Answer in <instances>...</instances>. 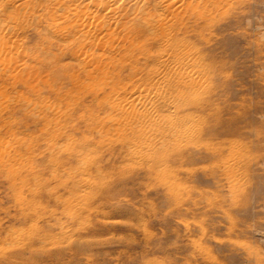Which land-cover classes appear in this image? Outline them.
Segmentation results:
<instances>
[{"label": "rangeland", "instance_id": "1", "mask_svg": "<svg viewBox=\"0 0 264 264\" xmlns=\"http://www.w3.org/2000/svg\"><path fill=\"white\" fill-rule=\"evenodd\" d=\"M65 1L17 0L30 12L0 58V264H264V0L173 23L164 123L129 98L160 44L119 27L83 44L66 11L84 0Z\"/></svg>", "mask_w": 264, "mask_h": 264}, {"label": "bare ground", "instance_id": "2", "mask_svg": "<svg viewBox=\"0 0 264 264\" xmlns=\"http://www.w3.org/2000/svg\"><path fill=\"white\" fill-rule=\"evenodd\" d=\"M26 1H28V0H26ZM52 1L54 2L53 5H55V7H56L55 9H57L59 11L63 10L62 2L65 0H52ZM213 1L214 0H205L204 3L205 2H211L212 3ZM16 2H17V0H0V58H3L2 56H5L6 59L8 58V60H9L10 52L13 51L14 48L16 47V44H15L16 41L12 39L15 36L14 32L16 30H18L19 27L17 28V26L20 25L22 22H24L23 21L24 14L26 15L27 13L30 12V10L28 12L27 6L21 7ZM123 2H125L127 4L134 5L132 7L133 13L130 14L129 17H127L124 21H122L123 15L121 14V11H123L121 4ZM201 3H202L201 0H154V2H153L154 8H152V11H147V10H144V7L147 5V0H84V3L82 4L83 7H81V10L83 8L82 11L80 10V8H79V10L78 9L76 10V7H74L72 5H70V6H72L71 9H68V11H66V10L65 11L68 12L67 14H71V16H72L71 25L73 24V26H75L74 28H78L77 29L78 34L74 38H77V39L81 38V39H83V42L84 41L88 42V44H89V42H91V44H92L93 39L90 41V38H92V37L95 38V36L96 37L99 36L98 41H100L101 37H104L107 35V33H106L107 29H111V28L114 29L116 27H119L120 30L124 34H130L131 38H134L138 33L144 32L145 35L147 34V35L151 36L154 40H156V42H158L160 44L159 50L162 54L156 60V63L152 64V65H154L153 67H154L155 71H157V73L160 75L158 77H155V76H152L150 73L149 76L147 77V81H146L147 87L146 88L143 87L144 90H141V91L140 90L131 91L129 93V98H130V100L131 99L132 100H138L139 99L142 101L145 100V102L147 104H151L150 111L153 114V116L155 117L156 123H157V121L159 123H161L164 121V119H166L168 116H170L169 111L172 110L170 108H174V109L176 108L175 102L169 103L166 100V97H170V96L174 97L173 92L176 91L175 88H177V85L183 84V83H181L183 76L181 78L178 76L179 78L176 79V80H178V82H177V84H175V86L172 84L173 83L172 81L175 80V77H174L173 72H172L173 70L167 69V66L172 65V68L175 69L178 66V64H177L176 60L171 59L170 54L165 53L167 46H169V40L166 38V35L169 32L173 31V29H174L173 23L175 21L177 22L178 20H181L182 15L185 14V12L188 8H190L192 10L194 7H196L197 5H199ZM73 5H74V3H73ZM88 5H90L91 7H96L97 9L101 8V10H102V11H100L101 13L100 14H96V12L94 13V10H93L94 8L92 10L88 9L87 8ZM70 6L68 8H70ZM90 6H89V8H90ZM30 7H29V9H30ZM21 8H22V11L20 12L19 9H21ZM34 11H36V10H34ZM19 13H21L23 15H21ZM58 16H61L60 19H63L67 15L62 16V14H61ZM26 17H27V15H26ZM53 26L57 27V25H53ZM60 26L61 25H59L57 28H59ZM124 37H125V35H124ZM85 42L83 44H85ZM103 42L104 41L102 40V43ZM96 43H95L96 45H94V46H99V44L101 42L100 43L96 42ZM84 46H86V45H84ZM99 48L102 49L101 45ZM89 51H91V50H89ZM84 54H86V53H84ZM163 54L165 56H162ZM88 55H91V53L90 54L87 53L86 57ZM3 59L5 61V58H3ZM11 60H9V62ZM83 61H89L91 63L92 59L89 58L88 60H83ZM86 63L88 64V62H86ZM148 89H151L152 92L150 91L151 95L149 97L147 96L148 97L147 98L146 97V92H147L146 90H148ZM130 100H128V98H127V102ZM124 105H126V104H123V106ZM127 106L129 107V103ZM125 108L122 107V110L123 109L125 110ZM130 111H131V113L130 114L127 113V115L125 116L126 117L125 119H127L130 123H132L133 121H137L138 123H149L150 122L149 120H147L145 118V116L142 112H134V111L132 112V110H130ZM118 113H116V114H118ZM170 114L172 115V112ZM122 115H124V113ZM170 120H172V118ZM165 128H166V130L169 129V127H167V126H165ZM172 128L173 127H171V129ZM178 130H180V129H178Z\"/></svg>", "mask_w": 264, "mask_h": 264}]
</instances>
